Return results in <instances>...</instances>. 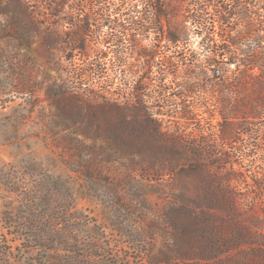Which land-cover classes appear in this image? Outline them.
Segmentation results:
<instances>
[{
  "label": "rangeland",
  "instance_id": "374dc122",
  "mask_svg": "<svg viewBox=\"0 0 264 264\" xmlns=\"http://www.w3.org/2000/svg\"><path fill=\"white\" fill-rule=\"evenodd\" d=\"M37 17L29 23L0 0V264H264V204L244 183L243 195H220L191 227L186 197L202 182L183 167L173 175L105 157L94 125L75 121L73 94L116 82L90 72L79 50L49 46L55 33Z\"/></svg>",
  "mask_w": 264,
  "mask_h": 264
},
{
  "label": "trees",
  "instance_id": "16d2710c",
  "mask_svg": "<svg viewBox=\"0 0 264 264\" xmlns=\"http://www.w3.org/2000/svg\"><path fill=\"white\" fill-rule=\"evenodd\" d=\"M10 1L29 23L45 20L56 36L49 46L79 50L90 72L116 82L104 94H73L75 121L94 125L107 159L173 175L183 167L203 183L186 197L191 227L220 195H243L242 183L264 204V0ZM246 163L255 165L249 174Z\"/></svg>",
  "mask_w": 264,
  "mask_h": 264
}]
</instances>
